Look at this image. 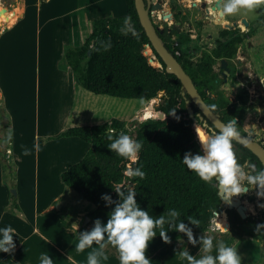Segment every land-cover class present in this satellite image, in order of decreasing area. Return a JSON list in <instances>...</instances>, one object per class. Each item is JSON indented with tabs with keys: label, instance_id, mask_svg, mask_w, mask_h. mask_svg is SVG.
I'll return each instance as SVG.
<instances>
[{
	"label": "trees",
	"instance_id": "obj_1",
	"mask_svg": "<svg viewBox=\"0 0 264 264\" xmlns=\"http://www.w3.org/2000/svg\"><path fill=\"white\" fill-rule=\"evenodd\" d=\"M126 6V15L96 20L85 43L68 46L58 67L70 68L78 84L98 95L151 101L165 92L166 102L157 107V118L138 124L134 139L133 129L118 118L99 125L71 127L51 139L76 137L90 144L85 157L61 175L66 186L96 206L89 217L101 211L132 216L142 229L159 238L161 246H166L179 239L191 240L213 224L214 229L229 221L225 213L221 214L218 176L222 167L212 164L213 147L205 137L207 127L190 117L187 101L191 97L183 94L181 81L168 72L155 51L162 68L152 66L144 54L151 42L140 23L135 0H126ZM175 34L171 31L160 36L208 101L206 89L215 90V77L210 79L211 60L205 57L194 67L185 51L189 38L183 34L179 35L177 55ZM222 48L224 53L218 52L219 57H231L237 50L236 44L221 41L219 50ZM212 104L222 113L217 102ZM134 153L136 161L132 163ZM261 167L263 178L258 191L264 201ZM228 212L234 224L250 221L251 217L242 219L235 210Z\"/></svg>",
	"mask_w": 264,
	"mask_h": 264
},
{
	"label": "rangeland",
	"instance_id": "obj_2",
	"mask_svg": "<svg viewBox=\"0 0 264 264\" xmlns=\"http://www.w3.org/2000/svg\"><path fill=\"white\" fill-rule=\"evenodd\" d=\"M87 1L78 0L83 4ZM158 1L163 5V8L153 9L154 6H152L150 12L162 33L168 35L173 31V27H177L180 23L181 29L185 33L194 35V38H191L192 42L186 46L187 56L195 57L198 62H201L213 53L214 39L221 38L226 43L236 44L242 68L237 70V74L235 72L236 75L228 76L227 89L223 92H226L228 103L231 104L237 100L234 99V96L237 97V95L232 89L236 82L235 79H240V82L237 83L244 85L243 89H247L246 86H248L251 91L247 92L246 90L241 94L238 104H242V107L247 109L245 125L252 126V122L256 123L253 111L264 108V101H258L261 107L252 102L253 96L257 94L255 92L256 82L261 81L264 84V0H222L220 10H213L219 0ZM44 4L45 0H0V86L4 93L3 98L0 99V175L2 167L5 181L12 185L13 180L17 179L16 184H20L23 187V192L28 194L26 198L31 197L32 199L34 195V167L38 160L42 166L55 167L51 161L62 163V165L72 164L79 160L84 152L79 149L75 151V148H78L75 144L55 143L56 141L50 142L43 139L49 126L46 118L55 101L52 91L41 90L39 95L36 87L37 78L40 76L39 72L44 73L55 67L46 61L44 53L47 39L45 30L49 27L47 24H52L57 28L52 32H61L63 23L70 20L68 13H63V5L67 10L72 4V0H55L54 6L51 8L52 11L45 12V5L42 18L39 19L41 21H39L35 9ZM21 5L25 10L20 16ZM162 11L165 12L164 18L160 17ZM175 11L180 12L182 22L175 18L165 17L169 13L173 15ZM25 16L26 19H24ZM243 19L248 21V26L242 23ZM25 20L28 22L25 28L13 30L17 22ZM36 21L42 24H38ZM236 23L238 25L235 30L227 28V24L234 25ZM11 30L13 32L10 37L1 40ZM58 38L59 34H57ZM174 39H176L175 36H173V41ZM54 41L55 39H53V43ZM144 54L152 66L162 68L149 47H145ZM154 63L158 65H154ZM249 78L252 80L251 83H248ZM165 95V92H162L155 101L128 100L111 96L109 97L112 99L97 101L99 105H104L108 112L107 115L113 116L114 114L115 118L125 121L133 129L132 139H134L136 126L144 122V120L142 121L143 112L146 113L149 110L151 118H154L157 107L166 102ZM92 97L89 96L85 99L94 101ZM150 104L155 106L154 110L149 109ZM1 111L3 112L1 113ZM55 111L52 110V113ZM38 114H40V120H38ZM5 139L12 143H6ZM7 147L12 150L10 158L7 157ZM62 154H67V157L63 159L60 157ZM131 161L135 163L136 153L133 154ZM229 171V177L223 181V184L229 186L232 193H224V196L242 201L246 207L247 215L251 218L247 224H234L232 219L228 218L232 230L227 233L218 232L235 241V243L229 242V246L234 247L230 253L228 248L226 249V253H229L226 264H264V202L254 191L253 184L247 177L249 175L248 168L241 169L234 166ZM128 187L133 188L132 185ZM245 187L251 188L250 193L240 194L239 190L242 191ZM13 190L17 191V185L10 189L14 195ZM59 190V186L52 185L50 189H41V192L49 194V198ZM3 195V188L0 186V201H2ZM26 205L25 200L23 207ZM11 207L12 209L8 210L10 215L14 214L17 208L13 203ZM87 217L84 215L81 221L82 225L90 224L86 223ZM213 225L208 230L214 231ZM19 227L23 231H27L21 221ZM58 232L55 230L57 237Z\"/></svg>",
	"mask_w": 264,
	"mask_h": 264
},
{
	"label": "crops",
	"instance_id": "obj_3",
	"mask_svg": "<svg viewBox=\"0 0 264 264\" xmlns=\"http://www.w3.org/2000/svg\"><path fill=\"white\" fill-rule=\"evenodd\" d=\"M54 3L55 0H45L43 6H37V19L42 18L44 11H52ZM24 10L21 5L20 16ZM64 12L68 13L70 20L63 23L60 33L52 32L57 29L52 24H47L49 27L45 30L46 61L55 67L44 73L39 72L36 81L39 95L44 90L52 91L55 97L46 118L49 126L43 139L75 144L78 147L75 151L79 149L84 152L72 164L62 165L51 161L55 167L42 166L38 160L34 167V195L33 199L30 197L31 200L26 198L28 194L23 192V187L16 184L17 179L13 180L12 185L5 181L1 167L0 186L4 195L0 201V264H226L228 254L234 248L229 246V242L235 241L220 233L232 230L229 221L191 240L179 239L161 246L159 238L142 229L132 216L101 211L89 217L96 211V206L63 183L62 173L85 157L90 144L76 137L51 138H57L71 127L99 125L115 117L114 114L107 115L106 109L97 101L111 97L86 90L75 80L70 68L61 70L58 63L64 58L68 46L79 47L85 43L96 20L126 15L127 6L126 0H88L84 4L72 0L67 10L63 5ZM27 23L26 20L17 22L13 30H22ZM13 30L1 40L9 38ZM3 96L0 86V99ZM89 96H93L94 101L85 99ZM52 110H56L55 113ZM38 118L40 120V114ZM7 149L12 155L10 147ZM60 157L64 159L67 154ZM16 185L14 196L10 189ZM52 185L59 186L60 190L48 198L49 194L41 192V189H50ZM25 200L27 205L23 207ZM15 202L18 206L15 213L10 215L8 210ZM84 215L90 218V224L86 226L81 223ZM20 221L27 231L19 227ZM55 230L59 231L58 237ZM227 248L229 253H226Z\"/></svg>",
	"mask_w": 264,
	"mask_h": 264
},
{
	"label": "flooded vegetation",
	"instance_id": "obj_4",
	"mask_svg": "<svg viewBox=\"0 0 264 264\" xmlns=\"http://www.w3.org/2000/svg\"><path fill=\"white\" fill-rule=\"evenodd\" d=\"M204 8H206L205 5ZM175 13L177 15V18H175L174 15ZM174 14H173V18H175L179 22H182L180 12L175 11ZM237 25L231 29L229 28L228 29L235 30ZM177 27L181 29V26L178 25ZM173 31H176V34L174 35L176 37V39H174V41H176L175 44L176 53L177 55H180V51L177 50L179 47V42H178L179 35L183 34L186 37H188L189 43L192 42L191 38H194V35L185 33L182 29L179 32L175 27H173ZM214 41H215V48L212 51L213 53L207 57H209L211 60L212 72L210 73V76L212 75V77H210V79H213V76L215 77L214 85H212L214 86L215 90L212 91L210 89H206L208 101H206V99H204L203 97L202 98L209 106V108L213 111V113L218 115L219 120L221 122H223L225 125L233 129L234 131L247 136L249 139L258 143L264 148V108H262V110L256 109L253 111V114L255 115L256 118V123L252 122V126H251V125H245L244 122L247 109L245 107H242V104H238L239 103L238 99L240 98V95L245 93L246 90L247 92L251 91V89L248 88V86H246L247 89H243L244 85L238 84L237 82H240V79L236 78L235 85L232 89L233 92L237 95V97L234 96V99L237 100L236 102L231 104L228 103L227 94H225L226 92H223L224 90L227 89L226 86L228 85V76H230L231 74L236 75L237 70H241L242 68V62L237 55V50L236 53L233 54V56L231 57L223 56L222 54L224 53V51L222 52L223 48L219 50V46L221 41L222 42L224 41L221 38L214 39ZM218 52H222L221 57L218 56ZM187 58L193 64L194 67H196V65L199 63L195 57L187 56ZM224 61L226 62V66H224ZM251 81L252 80H250L249 78L248 83H251ZM255 90L257 94L253 96L254 100H252V102L253 104H256L257 106L261 107L259 102L264 101V84H262L261 81L256 82ZM212 101L217 102V106L220 107L222 113H218L213 109L212 106L214 105L212 104ZM190 105L194 110V117H195L194 120L196 121V119L198 118L200 121H203L204 126L207 127V131L205 132V137L209 140L210 146L213 147V161H215L217 158L220 159L219 163L216 165L222 167L220 174L224 173L223 179L222 181H220V185L221 184L224 185L223 181L226 180L227 177H229L228 173L230 172L229 171L230 168L234 166L241 169L248 168L249 175L247 177L249 178L250 182L253 184L254 191L260 196V199L262 200V197L258 191L261 178H263V170L261 166H263L264 168V165L261 162V160L245 145L237 142L230 136L219 131L209 119L205 117L201 119L203 115L201 114V111L198 109L195 103L192 101V99H190ZM229 117H232V120L227 122V119ZM244 157H246V160L244 161V163L241 164V160L244 159ZM250 189H251L250 187H245L243 188L242 191L241 190L239 191L240 194H248L250 193ZM224 193H232V189L229 186H225ZM241 204L243 205L242 201ZM229 210L237 211L236 209H229L227 207L224 208V210H222L221 214L225 213L227 215V218H231L228 212Z\"/></svg>",
	"mask_w": 264,
	"mask_h": 264
},
{
	"label": "water",
	"instance_id": "obj_5",
	"mask_svg": "<svg viewBox=\"0 0 264 264\" xmlns=\"http://www.w3.org/2000/svg\"><path fill=\"white\" fill-rule=\"evenodd\" d=\"M221 1L219 0L217 5L213 7V10H220L221 9ZM135 6L136 10L138 12V16L140 19V23L142 27L144 28L151 45H147L146 47H149L151 51L154 53V51L159 55V57L162 59V61L165 63L166 68L170 74L175 75L182 83V88L185 90L184 94H188L192 101L195 103V105L198 107V109L201 111V114L203 115L201 119L204 117L209 119L215 127L225 133L226 135L230 136L237 142L245 145L248 149H250L263 163L264 165V148L259 145L258 143L252 141L247 136L234 131L233 129L229 128L227 125H225L223 122L219 120V117L217 114H214L213 111L209 108V106L206 104L202 96L199 94L192 78L187 74L185 69L183 68L182 64L178 61L177 57L167 48L164 40L161 38L160 33L162 32L158 29L156 26L155 21L152 18V14L150 12V8L152 6L153 9H162L163 5L159 3L158 0H135ZM165 17H168L170 19L173 18L172 14H166ZM242 23L246 26L249 25L248 21L246 19L242 20ZM181 26L180 24H178ZM237 25H230L227 24V28L231 29ZM175 28L180 32L181 29L179 27ZM160 64V63H159ZM162 67V65L160 64ZM224 66H226V62L224 61ZM155 106L153 104L149 105L150 110H154ZM187 109L190 114V117L192 119H195L194 117V110L190 105V101H187ZM157 118V114H154V119ZM145 121V119H142V121ZM220 159L217 158L215 161H213V165L216 166L219 163ZM135 174V171H133L131 178H133V175ZM224 176V173L220 174L218 176V180L222 181ZM224 190L225 186L220 185V196L223 201V207L225 208V201L226 198L224 196ZM14 195H16V191L13 190ZM232 200V199H231ZM232 202V201H231ZM233 205V206H232ZM232 205H230L228 208L230 209H236L238 214L241 216L242 219H246L248 217L246 212V207L241 204V201H233ZM227 208V207H226ZM90 220L89 217L86 219V223H88Z\"/></svg>",
	"mask_w": 264,
	"mask_h": 264
},
{
	"label": "bare ground",
	"instance_id": "obj_6",
	"mask_svg": "<svg viewBox=\"0 0 264 264\" xmlns=\"http://www.w3.org/2000/svg\"><path fill=\"white\" fill-rule=\"evenodd\" d=\"M164 13L165 12H160V17L161 18H164L163 17V15H164ZM166 20V19H165ZM223 22V21H222ZM228 22V21H227ZM156 63H154V65H155ZM156 65H158V64H156ZM156 99V98H155ZM155 99H153V100H151V101H155ZM151 117V113H150V111L149 110H147V112L145 113V111L143 112V116H142V119H145V120H147V119H149ZM232 201V202H231ZM233 201H238V200H235V199H226V201H225V205H226V207H229L230 205H232V203H233ZM233 206V205H232ZM225 207V208H226Z\"/></svg>",
	"mask_w": 264,
	"mask_h": 264
},
{
	"label": "built area",
	"instance_id": "obj_7",
	"mask_svg": "<svg viewBox=\"0 0 264 264\" xmlns=\"http://www.w3.org/2000/svg\"><path fill=\"white\" fill-rule=\"evenodd\" d=\"M8 152H9V150L7 149V157L10 158V155H11V154L8 153Z\"/></svg>",
	"mask_w": 264,
	"mask_h": 264
}]
</instances>
